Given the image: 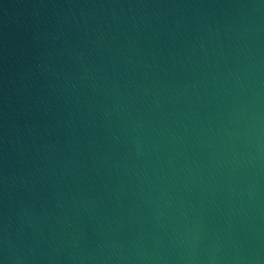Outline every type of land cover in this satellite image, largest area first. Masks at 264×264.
<instances>
[{
    "label": "water",
    "instance_id": "obj_1",
    "mask_svg": "<svg viewBox=\"0 0 264 264\" xmlns=\"http://www.w3.org/2000/svg\"><path fill=\"white\" fill-rule=\"evenodd\" d=\"M0 264H264V0H0Z\"/></svg>",
    "mask_w": 264,
    "mask_h": 264
}]
</instances>
